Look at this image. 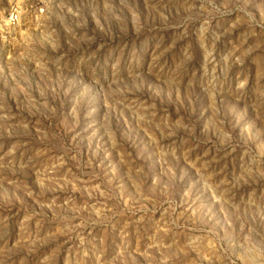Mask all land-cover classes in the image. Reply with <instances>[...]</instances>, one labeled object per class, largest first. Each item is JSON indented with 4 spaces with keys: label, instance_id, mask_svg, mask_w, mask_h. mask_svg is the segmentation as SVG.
Wrapping results in <instances>:
<instances>
[{
    "label": "rangeland",
    "instance_id": "1",
    "mask_svg": "<svg viewBox=\"0 0 264 264\" xmlns=\"http://www.w3.org/2000/svg\"><path fill=\"white\" fill-rule=\"evenodd\" d=\"M0 264H264V0H0Z\"/></svg>",
    "mask_w": 264,
    "mask_h": 264
},
{
    "label": "built area",
    "instance_id": "2",
    "mask_svg": "<svg viewBox=\"0 0 264 264\" xmlns=\"http://www.w3.org/2000/svg\"><path fill=\"white\" fill-rule=\"evenodd\" d=\"M18 15V13H16V12H14L12 15H10V20L12 21H15V20H17V16Z\"/></svg>",
    "mask_w": 264,
    "mask_h": 264
}]
</instances>
